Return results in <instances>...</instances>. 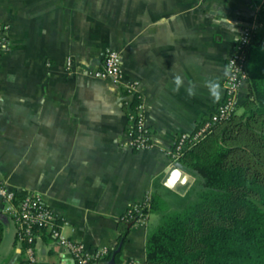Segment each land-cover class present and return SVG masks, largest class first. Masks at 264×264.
Returning <instances> with one entry per match:
<instances>
[{
	"label": "crops",
	"instance_id": "1",
	"mask_svg": "<svg viewBox=\"0 0 264 264\" xmlns=\"http://www.w3.org/2000/svg\"><path fill=\"white\" fill-rule=\"evenodd\" d=\"M262 3L0 0L1 183L19 195L40 193L62 233L89 254L116 249L118 218L154 193L183 208L200 177L170 151L223 100L228 58L244 28L260 29ZM107 49L121 53L119 82L90 74ZM133 82L153 134L141 150L128 145ZM247 91L242 82L240 104ZM150 216L130 228L113 264H146ZM30 256L34 264H75L45 232L28 249L9 220L0 264H27ZM103 257L92 264H112Z\"/></svg>",
	"mask_w": 264,
	"mask_h": 264
},
{
	"label": "trees",
	"instance_id": "2",
	"mask_svg": "<svg viewBox=\"0 0 264 264\" xmlns=\"http://www.w3.org/2000/svg\"><path fill=\"white\" fill-rule=\"evenodd\" d=\"M257 18L260 29L245 46V100L177 159L200 177L194 197L180 210H164L154 193L141 210L160 215L146 238V264H264V0ZM138 102L136 94L133 106ZM139 216L127 209L118 218V245ZM5 227L0 217V242Z\"/></svg>",
	"mask_w": 264,
	"mask_h": 264
},
{
	"label": "built area",
	"instance_id": "3",
	"mask_svg": "<svg viewBox=\"0 0 264 264\" xmlns=\"http://www.w3.org/2000/svg\"><path fill=\"white\" fill-rule=\"evenodd\" d=\"M251 37V29L244 28L235 41L233 53L227 61V76L224 80L225 94L223 100L218 104L215 111L204 119L192 132L181 133L174 143L170 153L174 161L180 157L183 149L189 143H194L203 138L210 130L213 123L222 117H226L236 109L238 103L237 92L242 82L246 81L247 74L245 70V46ZM6 42L2 46L6 47ZM67 63H70L68 59ZM96 78H112L119 82L123 77L122 56L117 49H107L103 55L101 65L90 72ZM136 84L128 85V93L131 96L135 93ZM130 105L128 116L129 141L128 145L136 150L150 148L153 144V134L146 125L144 112L140 102L132 107V101L127 102ZM16 197V193L4 187L0 181V212L6 214L14 226L15 238L19 243L26 245L31 249L32 244L40 233L45 232L50 237L59 242L61 246L68 250L75 264H89L91 259L97 260L103 257L106 249H98L95 253L89 254L79 242H76L61 231L58 223V217L52 208L46 203L42 195L35 191H27ZM147 198L129 209L139 212L137 223L142 221L145 214L141 210L148 208ZM27 264H34L32 256ZM133 264V263H131Z\"/></svg>",
	"mask_w": 264,
	"mask_h": 264
},
{
	"label": "rangeland",
	"instance_id": "4",
	"mask_svg": "<svg viewBox=\"0 0 264 264\" xmlns=\"http://www.w3.org/2000/svg\"><path fill=\"white\" fill-rule=\"evenodd\" d=\"M238 113H240L241 111H242V108H239V109H237L236 110ZM160 200H162L163 201V205H162V208L164 209V210H166V209H171V210H176L175 209V207L173 208V206H172V204H170V202L169 201H167L164 197H160ZM180 204V203H179ZM178 204V205H179ZM177 205V203H175V205L174 206H176ZM173 209H172V208ZM182 209V208H181ZM150 221H151V223H154V221H156V223H154V226L156 227L157 226V224L159 223V213H157V212H151V216H150ZM154 227V228H155Z\"/></svg>",
	"mask_w": 264,
	"mask_h": 264
},
{
	"label": "water",
	"instance_id": "5",
	"mask_svg": "<svg viewBox=\"0 0 264 264\" xmlns=\"http://www.w3.org/2000/svg\"><path fill=\"white\" fill-rule=\"evenodd\" d=\"M0 217H2V218L4 219V221H5V223H6V226H7L8 223H9V218H8V216H7L6 214L0 212ZM119 250H120V244L117 246L116 249H114V251H113V253H112V256H111V258H110V260H109L110 263H112V264L114 263V256H115V254H116Z\"/></svg>",
	"mask_w": 264,
	"mask_h": 264
},
{
	"label": "clouds",
	"instance_id": "6",
	"mask_svg": "<svg viewBox=\"0 0 264 264\" xmlns=\"http://www.w3.org/2000/svg\"><path fill=\"white\" fill-rule=\"evenodd\" d=\"M176 84H177V85L180 84V77H179V76L176 77Z\"/></svg>",
	"mask_w": 264,
	"mask_h": 264
}]
</instances>
